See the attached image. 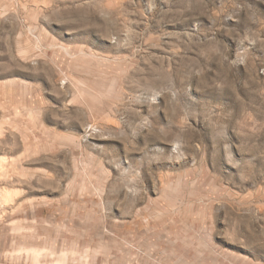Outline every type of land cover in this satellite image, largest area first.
<instances>
[{"label": "rangeland", "instance_id": "obj_1", "mask_svg": "<svg viewBox=\"0 0 264 264\" xmlns=\"http://www.w3.org/2000/svg\"><path fill=\"white\" fill-rule=\"evenodd\" d=\"M0 264H264V0H0Z\"/></svg>", "mask_w": 264, "mask_h": 264}]
</instances>
